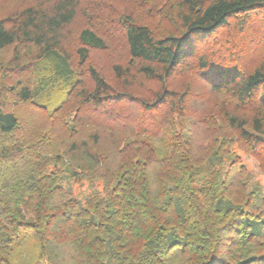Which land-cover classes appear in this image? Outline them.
<instances>
[{
	"label": "trees",
	"instance_id": "obj_1",
	"mask_svg": "<svg viewBox=\"0 0 264 264\" xmlns=\"http://www.w3.org/2000/svg\"><path fill=\"white\" fill-rule=\"evenodd\" d=\"M264 0H0V264H264Z\"/></svg>",
	"mask_w": 264,
	"mask_h": 264
},
{
	"label": "rangeland",
	"instance_id": "obj_2",
	"mask_svg": "<svg viewBox=\"0 0 264 264\" xmlns=\"http://www.w3.org/2000/svg\"><path fill=\"white\" fill-rule=\"evenodd\" d=\"M244 161L251 172L252 180L254 182H260L264 191V174L261 171L260 164L252 157H245Z\"/></svg>",
	"mask_w": 264,
	"mask_h": 264
}]
</instances>
